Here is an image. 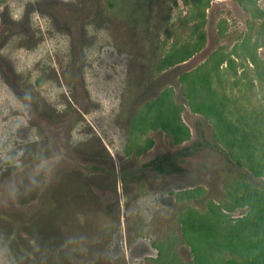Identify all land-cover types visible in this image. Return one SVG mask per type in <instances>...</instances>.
Wrapping results in <instances>:
<instances>
[{
	"label": "rangeland",
	"instance_id": "obj_1",
	"mask_svg": "<svg viewBox=\"0 0 264 264\" xmlns=\"http://www.w3.org/2000/svg\"><path fill=\"white\" fill-rule=\"evenodd\" d=\"M263 213L264 0H0V264H264Z\"/></svg>",
	"mask_w": 264,
	"mask_h": 264
},
{
	"label": "trees",
	"instance_id": "obj_2",
	"mask_svg": "<svg viewBox=\"0 0 264 264\" xmlns=\"http://www.w3.org/2000/svg\"><path fill=\"white\" fill-rule=\"evenodd\" d=\"M171 127L177 128L179 129V131L183 129L181 126ZM145 167L162 173H182L184 171V167L176 159L171 156L169 157V155H159L154 159L150 160ZM254 221V230L255 232H257L258 228H261V225L264 223V213L256 216ZM260 253L261 254L254 253V256L257 255L258 259L262 260L259 263H264V245L262 246V250ZM255 262L256 261L254 260L253 264H255Z\"/></svg>",
	"mask_w": 264,
	"mask_h": 264
}]
</instances>
